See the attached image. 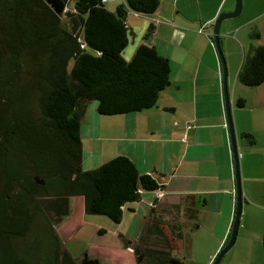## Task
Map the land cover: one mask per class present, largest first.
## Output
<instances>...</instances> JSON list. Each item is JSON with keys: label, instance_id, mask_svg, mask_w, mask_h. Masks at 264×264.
Returning <instances> with one entry per match:
<instances>
[{"label": "trees", "instance_id": "obj_1", "mask_svg": "<svg viewBox=\"0 0 264 264\" xmlns=\"http://www.w3.org/2000/svg\"><path fill=\"white\" fill-rule=\"evenodd\" d=\"M105 2L0 0V264H103L75 256L58 231L72 198H83L87 214L119 223L141 191L165 195L166 186L125 155L83 167L81 123L94 100L102 115L143 111L171 85L170 59L151 43L153 24L132 58L123 55L129 11L152 14L160 0H125L114 11ZM237 77L247 86L264 83V44L245 54ZM241 138L257 142L250 132ZM160 200L136 244L137 263L184 264L173 252L184 225L154 212Z\"/></svg>", "mask_w": 264, "mask_h": 264}, {"label": "crops", "instance_id": "obj_2", "mask_svg": "<svg viewBox=\"0 0 264 264\" xmlns=\"http://www.w3.org/2000/svg\"><path fill=\"white\" fill-rule=\"evenodd\" d=\"M124 1L106 0L105 5L114 11ZM235 5L236 0H160L159 8L152 14L129 11V44L124 57L132 58L138 45L144 42L148 26L153 24L155 33L151 43L170 59L171 85L161 92L157 105L143 111L102 115L97 103L92 102L81 123L85 169L125 155L135 162L141 174H150L166 186L165 195L160 197L154 212H161L166 220L179 222L184 228L193 227L197 213L202 214L199 226L209 222L207 240L213 244L205 264H212L228 242L237 202L223 67L206 31L210 32L221 12L231 11ZM243 5L239 21L226 19L221 25L227 81H239L237 76L245 54L253 46L264 44L262 33L256 43L255 39L247 40L255 31V25L253 31L246 30L247 26L255 24V18L263 17V13L255 16V0H244ZM236 89L237 84L234 94ZM251 97L254 104L264 103V95L258 94L255 99V90ZM239 98L248 99L243 95ZM231 105L238 147L243 132L253 133L257 139L255 145L242 146L243 152L239 154L243 195L249 208L254 206L250 205L249 198L260 200L255 201V209L263 212L264 176L261 173L255 179V189L246 182L252 180L250 171L255 169V163L264 164V144L260 143L264 117L255 119L254 115L244 121L234 99ZM157 197L159 191H141L137 200L125 204L119 223L89 217L83 198L74 197L72 212L58 231L77 257L88 253L103 264H138L131 246L138 243ZM261 228H264V219L256 224V241L261 240L258 235ZM83 229L90 232V237L78 242L77 236Z\"/></svg>", "mask_w": 264, "mask_h": 264}, {"label": "rangeland", "instance_id": "obj_3", "mask_svg": "<svg viewBox=\"0 0 264 264\" xmlns=\"http://www.w3.org/2000/svg\"><path fill=\"white\" fill-rule=\"evenodd\" d=\"M244 4V0H243ZM244 8V5H243ZM224 12V11H223ZM263 13V17L255 18V24L250 25L246 27L247 32H249V29L253 31V27L255 25V32L262 33L264 35V0H255V16H258V14ZM242 14V13H241ZM237 16L236 20H240V16ZM65 17V16H64ZM67 22H64V24H67ZM214 26L211 27L209 30L210 32L206 33H213ZM221 31V29H220ZM221 33V32H220ZM249 38L253 39L252 37H247V40ZM250 39V40H251ZM264 39V38H263ZM257 38H255V43L257 42ZM126 55V53H125ZM227 61V60H226ZM237 84L236 94H234V88ZM228 90L230 94V103L233 102V99L235 100V107L240 113V116L244 121H247L250 117L255 115V119L263 118L264 117V103L258 104L255 102L252 103L253 98L251 97V94L254 93L255 90V99H257L258 94L264 95V85L263 86H247L241 83L240 81H237L236 79L228 81ZM240 95H243L244 97H247L246 105L244 107H240L237 105V100ZM251 100V101H250ZM98 104L97 100H94ZM234 107L231 105V111L232 116L235 124V116H234ZM260 143L264 144V134L260 136ZM247 145L242 141L241 147L239 146V152H243V147ZM248 146V145H247ZM240 164H241V157H240ZM242 167V166H241ZM248 172H246L247 174ZM262 173L264 176V164L263 166L261 164L255 163V169L250 171V175L252 176L251 181H247L251 184V187L255 189L256 187V181L255 179L258 178V176ZM241 177H242V168H241ZM242 188L244 190L243 186V178H242ZM246 200V198H245ZM250 200V208L248 207L249 203H247L248 200L244 201L243 204V213L241 217V226L239 229V234L237 241L235 245L232 247V249L223 257L220 264H264V248H263V233L264 228L260 229L258 232V235L261 236L260 241H256L255 238V227L256 224H258L259 220L264 219V211L261 212L257 208L255 209V201L260 200H253L249 198ZM247 213V215H245ZM201 213H197L196 220L194 222V227L191 225L186 226L184 228V237L182 238H176L174 241V249L173 252L176 253L180 258L184 260V264H205L207 262L209 252L213 246V244H210L207 240L208 238V227L211 226L209 222L204 223L202 226L200 225V220L202 218ZM93 216V218H97L99 220H111L103 215H95L91 214L89 215ZM166 230L169 233L170 236L171 230L168 226H166ZM61 235V234H60ZM258 236V237H259ZM62 237V236H61ZM78 242H84L86 239L90 237V232H88L87 229H83L81 233L77 236ZM63 239V237H62Z\"/></svg>", "mask_w": 264, "mask_h": 264}, {"label": "water", "instance_id": "obj_4", "mask_svg": "<svg viewBox=\"0 0 264 264\" xmlns=\"http://www.w3.org/2000/svg\"><path fill=\"white\" fill-rule=\"evenodd\" d=\"M243 9V0H236L235 8L231 11H224L221 12V14L218 16L214 23V29H213V38L214 43L217 48V52L219 54V57L221 59L222 67H223V88H224V98L226 103V111H227V118H228V126L231 136V144H232V152L234 155V161H235V177H236V183H237V202H236V212L235 217L231 229V234L228 242L224 245V247L220 250V252L217 254L214 262L212 264H220L223 257L232 249V247L235 245L239 229L241 226V217L243 213V188H242V177H241V164H240V157H239V147H238V138L237 133L235 130L234 120L232 116L231 111V103H230V94L228 90V81H227V62L226 58L222 49V43L220 39V29L222 22L226 19H231L239 16ZM194 227V224H193ZM263 248H264V234H263ZM131 249L135 252V254H139L140 251L137 249L136 244H132Z\"/></svg>", "mask_w": 264, "mask_h": 264}, {"label": "built area", "instance_id": "obj_5", "mask_svg": "<svg viewBox=\"0 0 264 264\" xmlns=\"http://www.w3.org/2000/svg\"><path fill=\"white\" fill-rule=\"evenodd\" d=\"M240 157V155H239ZM164 195V193L162 191H159V196L162 197Z\"/></svg>", "mask_w": 264, "mask_h": 264}]
</instances>
